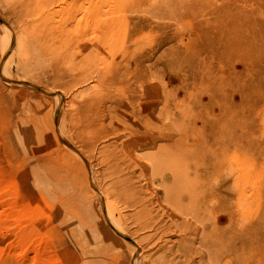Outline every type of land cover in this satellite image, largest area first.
Returning <instances> with one entry per match:
<instances>
[{
    "label": "rangeland",
    "instance_id": "obj_1",
    "mask_svg": "<svg viewBox=\"0 0 264 264\" xmlns=\"http://www.w3.org/2000/svg\"><path fill=\"white\" fill-rule=\"evenodd\" d=\"M170 111L157 146L218 167L222 241L152 180ZM131 167L160 232L109 186ZM0 264H264V0H0Z\"/></svg>",
    "mask_w": 264,
    "mask_h": 264
},
{
    "label": "bare ground",
    "instance_id": "obj_2",
    "mask_svg": "<svg viewBox=\"0 0 264 264\" xmlns=\"http://www.w3.org/2000/svg\"><path fill=\"white\" fill-rule=\"evenodd\" d=\"M137 65L139 66V63H137ZM125 93V92H124ZM139 98H141V96L139 97ZM111 99V98H110ZM123 100V99H122ZM117 102V101H116ZM111 104H114V103H112L111 102ZM95 105H98V104H96L95 103ZM108 105V104H107ZM121 106L123 105V104H120ZM114 106V105H113ZM96 107H98V106H96ZM95 107V108H96ZM100 107V106H99ZM117 107V106H116ZM114 108H115V106H114ZM166 108V107H165ZM171 107H167L166 109H170ZM93 110H94V108H92ZM91 109V110H92ZM117 109H118V107H117ZM120 109V108H119ZM161 109V108H160ZM164 109V108H163ZM108 110V109H107ZM106 110V111H107ZM112 110V109H111ZM110 110V111H111ZM98 111H99V109H98ZM120 111H122L124 114H125V112H124V110H120ZM151 111H153V110H150L149 112H151ZM160 111V110H159ZM164 111H165V109H164ZM96 112V111H95ZM95 112H93L92 111V113H94L95 114ZM108 112V111H107ZM161 112V111H160ZM103 113H106L105 111H103ZM103 113H102V115H103ZM110 113V112H109ZM115 113V112H114ZM171 113H173V112H171L170 111V113H166V118H167V122L166 123H168V122H170L171 124V126H168V127H164V129H167V131L165 132L164 130H162V128L159 130V131H155L154 130V132L152 133L153 135H152V137H151V139L150 140H147V142H144V143H142L144 146H148V147H150V148H153V147H156L157 148V150L155 151V153L152 155V157H153V163H152V165H150L151 167V176H153L152 178H154V179H152L153 181H155L156 179H158V177H159V179L161 180V181H164L163 183H161V186L163 187V191L162 192H164V197H165V200H167V201H169L170 203H172L175 207H178L179 209H188V212H191L193 215L192 216H195L196 217V219H197V221L200 223V224H202V225H204V226H207V225H211L212 226V229L214 230V231H216V232H218V233H216V236H219V237H217V239L218 240H220V241H222V238H221V233H222V227H223V222H222V217H221V211H223L222 209H223V201H222V176H221V172L219 171V169H218V167L217 166H215V165H213V164H210V163H207V162H204L203 160H200V161H197V162H193V165H187L186 163H185V157H187V156H184V152H182V151H180V152H178V151H176L175 150V148L174 147H172V146H169V147H166V148H164V146L163 145H158L157 146V143H158V141L159 140H166V141H168V139H172L173 138V135H172V133H171V128L173 127V120H174V115L173 114H171ZM97 114V113H96ZM162 114H163V112H162ZM108 115V114H107ZM106 115V116H107ZM121 115V114H120ZM145 115H147L146 113H144V116ZM99 116V115H98ZM103 116H105V114L103 115ZM109 116V115H108ZM110 116H111V114H110ZM122 116V115H121ZM120 116V117H121ZM132 116L133 117H135V118H140V117H142V116H140V114H139V112L137 113V114H132ZM156 116V115H155ZM161 116V115H160ZM162 118H163V116H161ZM98 118V117H97ZM105 119L106 118H108V117H104ZM104 118H103V120H104ZM122 118L124 119V117L122 116ZM143 118V117H142ZM99 119V118H98ZM93 120V119H92ZM97 120V119H96ZM107 120V119H106ZM113 120V119H112ZM162 120V119H161ZM100 121V120H99ZM120 122V121H119ZM164 122V121H163ZM94 123V122H93ZM97 124V123H96ZM99 124V123H98ZM138 124H140V123H138ZM164 125V124H163ZM166 125V124H165ZM94 126V125H93ZM100 126V125H99ZM140 126H142V125H140ZM98 127V126H97ZM114 127V126H113ZM118 128V127H117ZM101 129V128H100ZM107 129V128H106ZM105 128H104V131L106 130ZM96 130V129H95ZM99 130V129H98ZM157 130V129H156ZM107 131V130H106ZM155 132H156V135H155ZM104 133V132H103ZM94 134H97V133H94ZM107 134V133H106ZM128 134V133H127ZM131 134L129 133V136H130ZM108 135H106V137H107ZM94 137V136H93ZM93 137H92V139H93ZM101 138V137H100ZM88 139V138H87ZM96 139V138H95ZM132 139V138H131ZM130 139V140H131ZM136 139V138H135ZM90 140V139H89ZM97 140V139H96ZM124 141H125V139H123ZM126 141H127V137H126ZM84 142V141H83ZM99 142V141H98ZM97 142V143H98ZM131 141H129V143H130ZM141 142V141H140ZM139 142V143H140ZM88 143V142H87ZM103 143V142H102ZM109 143V145H110V142H108ZM121 143V142H120ZM120 143H115V144H120ZM139 143H137V146H138V144ZM90 143H88L86 146H88ZM96 144V143H95ZM107 143H105V145H106ZM125 144V143H124ZM127 144V143H126ZM131 144V143H130ZM91 145L93 146V144L91 143ZM90 146V145H89ZM104 146V145H103ZM113 146V145H112ZM116 146V145H115ZM126 146V145H125ZM140 146V145H139ZM94 148H95V146H93ZM102 147V146H101ZM106 147V146H105ZM108 147V146H107ZM131 147H132V145H131ZM89 148V147H88ZM93 148V149H94ZM118 148V147H117ZM126 148H127V146H126ZM141 148V147H140ZM155 148V149H156ZM87 149V148H86ZM85 149V150H86ZM92 149V148H91ZM92 149V150H93ZM103 149V148H102ZM102 149H100V150H102ZM105 149V148H104ZM119 149V148H118ZM132 149V148H131ZM91 150V151H92ZM95 150V149H94ZM107 150V149H106ZM106 150H105V152H106ZM112 150V149H111ZM119 150H121V149H119ZM118 150V151H119ZM80 151V150H79ZM98 151H99V149H98ZM104 151V150H103ZM128 152L127 153H129V152H131V150L129 151V150H127ZM81 152V151H80ZM93 152V151H92ZM97 151H95V153H96ZM113 152V151H112ZM116 152V151H115ZM89 153V152H88ZM108 153V152H107ZM100 154H103V153H101V151H100ZM118 154L119 155H121L122 154V152H121V154L118 152ZM130 154V153H129ZM93 155V154H92ZM106 155V154H105ZM116 155V154H115ZM124 155H125V153H124ZM98 156H99V154H98ZM118 156V155H117ZM121 156H123V155H121ZM129 156V155H128ZM131 156V155H130ZM141 156V155H140ZM101 157V156H100ZM132 157V156H131ZM130 157V158H131ZM86 158V157H85ZM102 158V157H101ZM123 157H121V159H122ZM133 158V157H132ZM132 158H131V160H132ZM143 158V157H142ZM108 159V158H107ZM119 159V158H118ZM134 159V158H133ZM136 159V158H135ZM148 159V158H147ZM151 159V158H150ZM109 160V159H108ZM130 160V161H131ZM137 160V159H136ZM135 160V161H136ZM195 160V159H194ZM118 161H120V160H118ZM118 161H117V163H118ZM134 160L132 161V162H134V163H136ZM149 161H151V160H149ZM107 162V161H106ZM177 162H180V163H177ZM109 163V162H108ZM111 163V162H110ZM116 163V162H115ZM107 164V163H106ZM113 164V163H112ZM128 164V162L126 163V164H124V165H127ZM132 164V163H131ZM186 164V165H185ZM110 165V164H109ZM121 165H122V162H121ZM124 165L121 167V168H123L124 167ZM135 165V164H134ZM117 166V165H116ZM130 166V165H129ZM132 166V165H131ZM109 167V166H108ZM119 167V166H118ZM118 167H117V169H118ZM125 167H128V165L127 166H125ZM124 167V168H125ZM141 167H142V165H141ZM141 167H140V165H139V168L141 169ZM144 168V167H143ZM142 168V169H143ZM130 169V168H129ZM120 170V169H119ZM126 170H128V168L126 169ZM125 170V171H126ZM144 170V169H143ZM150 170V169H149ZM121 171V170H120ZM129 171V170H128ZM109 172V171H108ZM134 172H135V170H134ZM133 171H132V167H131V171H130V175L129 174H127V172H126V174L127 175H124V177L122 178V177H116L117 179H110L111 180V182H110V184H109V186H112L114 189L116 188V189H118V187H119V191H117V192H120L121 191V187H122V185L124 184L125 185V187H126V189L124 188V186L122 187V188H124V190L122 191L123 193H121V194H123L124 196H126L125 198H124V200L126 201V204H125V206H124V208L126 209H128V207H131L133 210H132V212L134 211V215L136 216V212H138L139 214H147L150 218V220H151V225L152 226H154V227H156V230L157 231H159L158 229L160 228V226H163V223L161 224V221L160 220H158V219H162V218H159L161 215H160V213H159V217H158V212H156L155 211V206H154V203L155 204H158V202H161L159 199H160V196H158V194H156V192H155V197H154V193L152 194V196L151 197H148L147 195H149V194H147L146 192H147V190H149L150 188H149V185L147 184L146 186H144V184L143 185H140V186H138L137 184H136V181H135V179H134V175H133V173H134ZM144 172V171H143ZM143 172H141V173H143ZM103 173H104V171H103ZM145 173V172H144ZM144 173H143V175H144ZM98 174V173H97ZM110 174H112V173H110ZM124 174V173H123ZM104 175V174H103ZM107 175H108V173H107ZM107 175H104V178H107V177H105V176H107ZM119 175V174H118ZM117 175V176H118ZM109 177H110V175H109ZM150 177V176H149ZM103 178V177H102ZM112 178V177H111ZM122 178V179H121ZM100 178H98V180H99ZM207 179H209L210 180V182L208 183V182H206L207 181ZM101 180H103V179H101ZM105 180V179H104ZM108 180V179H107ZM206 180V181H205ZM151 181V180H150ZM149 180H147V181H145V182H147V183H152V182H150ZM97 182V181H96ZM101 182V181H100ZM99 182V183H100ZM103 182V181H102ZM101 182V183H102ZM109 182V181H108ZM101 185V184H100ZM121 185V186H120ZM108 186V187H109ZM100 187V186H99ZM103 187H104V185H103ZM105 187H106V184H105ZM112 187H110V188H112ZM146 188V189H145ZM104 189V188H103ZM108 189V188H107ZM106 189V190H107ZM207 189H211V190H209V191H211V194H209V195H211V198H210V202H208L207 201V197H203V198H201V195H200V193H202L203 191H206ZM106 190H103V193L105 194V192L104 191H106ZM100 191V190H99ZM116 191V190H115ZM114 191V192H115ZM125 192H127V193H125ZM152 192H154V190H152ZM110 193H112V191L110 192ZM150 193V192H149ZM158 193V192H157ZM204 193V192H203ZM118 194V193H117ZM120 194V195H121ZM151 194V193H150ZM207 194H208V190H207ZM111 195V194H110ZM122 195V196H123ZM106 196V195H105ZM104 196V197H105ZM107 196H108V194H107ZM208 196V195H207ZM102 197V196H101ZM210 197V196H209ZM107 198V197H106ZM111 198V197H110ZM108 199V198H107ZM109 200V199H108ZM114 200V199H113ZM120 200H123L122 198H120ZM183 200H185V201H183ZM110 201V200H109ZM117 201V200H116ZM111 203H113V202H111ZM115 203V205L117 204L116 202H114ZM119 204H123L124 202H122V203H120V202H118ZM108 205V204H107ZM172 205V206H173ZM112 206H113V204H112ZM160 206H162V205H160ZM168 206V205H167ZM110 207V206H109ZM123 207V206H122ZM158 207V206H157ZM163 207V206H162ZM206 208L207 210H208V216H199L198 214V212H199V209H201V208ZM120 210H119V218L117 217H114V214H113V212H110L109 213V217H110V219L112 220V223H114V224H116V225H120V227H122L121 226V219H123L124 220V216H125V214H123V210L124 209H121L120 208V205H119V207H118ZM111 209V208H110ZM109 209V210H110ZM112 209H115V208H113L112 207ZM163 209V208H162ZM161 209V210H162ZM165 209H167L166 208V206H165ZM169 209H170V205H169ZM35 210H37V209H35ZM39 210V209H38ZM129 210H130V208H129ZM172 210H173V208H172ZM39 211H41V210H39ZM38 211V212H39ZM158 211H159V209H158ZM170 211V210H169ZM168 211V212H169ZM185 211V210H184ZM42 212V211H41ZM40 212V213H41ZM177 212V211H176ZM186 212V211H185ZM206 212V211H205ZM34 213V212H33ZM39 213V214H40ZM125 213V212H124ZM129 213V212H128ZM173 213V212H172ZM191 213H189L190 215H191ZM204 213V212H203ZM88 214V213H87ZM165 214H166V212H165ZM195 214V215H194ZM34 215V214H33ZM128 215V214H127ZM173 215V214H172ZM108 216V215H107ZM142 217V219H143V217H144V215L142 216V215H139V217ZM169 216L172 218V216L169 214ZM29 217V216H28ZM38 217V215L36 216V218ZM134 217V216H133ZM138 217V218H139ZM140 217V218H141ZM39 218V217H38ZM174 218V217H173ZM193 218V217H192ZM108 219L109 218H106L105 217V220H107V222H108ZM109 219V220H110ZM131 219V218H130ZM130 219H129V221H130ZM137 219V218H136ZM138 220V219H137ZM144 221L146 220V219H143ZM164 220V219H163ZM176 220V219H175ZM190 220V219H189ZM188 220V221H189ZM193 220V219H192ZM134 221V220H133ZM167 221V220H166ZM165 220L163 221V222H166ZM174 222V221H173ZM123 223H126V222H123ZM131 223V222H130ZM133 224H137L136 222L135 223H133ZM144 224V223H143ZM149 224V223H148ZM165 224V227H166V224L168 225V223H164ZM123 225V224H122ZM130 225V224H129ZM150 225V226H151ZM202 225H201V227L200 228H202ZM128 226V225H127ZM133 227V226H132ZM136 227V226H135ZM165 227H163V229L165 228ZM116 228V227H115ZM128 228V227H127ZM139 228V227H138ZM141 228H143V227H141ZM150 228V227H149ZM151 228H153V227H151ZM125 229V228H124ZM154 229V228H153ZM210 229H211V227H210ZM210 229H208V230H210ZM119 230V229H118ZM134 230V229H133ZM132 230V231H133ZM136 230V229H135ZM139 230V229H138ZM165 230V229H164ZM163 230V231H164ZM203 230V229H202ZM86 231V230H85ZM149 231V230H148ZM150 231H152V230H150ZM205 231V230H204ZM204 231H202V233L204 232ZM211 231V230H210ZM214 231H212V233L214 232ZM160 232V231H159ZM89 233V232H88ZM135 233H136V231H135ZM147 233V232H146ZM155 233V232H154ZM162 233V232H161ZM126 234V233H125ZM144 234V233H143ZM149 234H150V232H149ZM152 234H153V232H152ZM160 234V233H159ZM204 234H205V236H206V238H205V236H204ZM202 236H204V239L202 240V238H201V242L200 241H198V242H200V243H202L203 244V242L202 241H206L207 239H209L208 237V234H206V233H204ZM209 234H211V232L209 233ZM145 235V234H144ZM152 236H154V235H152ZM151 236V237H152ZM157 236V235H156ZM208 236V237H207ZM211 236V235H210ZM214 236V235H213ZM213 236H212V238H213ZM145 237V236H144ZM147 237V236H146ZM150 237V238H151ZM155 237V236H154ZM199 235H198V239H199ZM148 238V237H147ZM139 238H137L136 240H138ZM146 239V238H145ZM149 239V238H148ZM154 239H156V238H154ZM216 239V238H215ZM136 240H133V246L135 247V249H138V247H139V244L138 243H136L137 241ZM212 241H213V239H211ZM218 240L216 241V242H218ZM207 242V241H206ZM135 243V244H134ZM139 243H141V241H139ZM142 244V243H141ZM207 244V243H206ZM201 245V244H200ZM204 245V244H203ZM216 245H217V243H216ZM220 245V244H219ZM205 246V245H204ZM203 246V247H204ZM221 246V245H220ZM219 247V246H218ZM219 248H221L220 249V252H222V247H219ZM218 248V249H219ZM217 251V250H216ZM215 251V252H216ZM217 253V252H216ZM218 254H220V253H218ZM213 256H210L209 255V258L211 259ZM214 257L215 258H218V256L215 254L214 255Z\"/></svg>",
    "mask_w": 264,
    "mask_h": 264
}]
</instances>
